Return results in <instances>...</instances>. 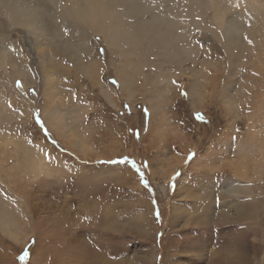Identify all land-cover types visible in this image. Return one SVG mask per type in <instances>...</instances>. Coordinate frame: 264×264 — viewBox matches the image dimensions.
<instances>
[{"label": "rangeland", "instance_id": "1", "mask_svg": "<svg viewBox=\"0 0 264 264\" xmlns=\"http://www.w3.org/2000/svg\"><path fill=\"white\" fill-rule=\"evenodd\" d=\"M180 2L177 28L195 51L161 67L155 49L128 64L102 34L92 54L53 49L42 61L35 36L8 26L0 45L24 73L0 66V218L17 220L16 238L0 230V264H209L234 239L242 264H264V0H218L217 13ZM217 15L240 23L241 48ZM52 96L59 126L45 116ZM232 184L241 191L226 195ZM214 192L216 210L226 196L259 208L231 228L199 225Z\"/></svg>", "mask_w": 264, "mask_h": 264}, {"label": "bare ground", "instance_id": "2", "mask_svg": "<svg viewBox=\"0 0 264 264\" xmlns=\"http://www.w3.org/2000/svg\"><path fill=\"white\" fill-rule=\"evenodd\" d=\"M163 1L161 0L159 3L157 0H0V40H3L4 34H6L5 31L9 28L8 26L18 25L23 28L27 39L30 34L35 36V47L41 55V60L46 61L50 59L47 55L53 49H56L62 55L69 53L79 55L81 51L92 54L96 48L90 45V36L102 34L107 45L110 46V52L125 58L128 64H130L129 61L131 62L130 57L132 55H139L140 58H144L145 54L155 49L157 52L155 54L162 57H160V60H158L159 57H156L158 58L156 59L158 60L156 61V65L161 67L163 60H165V63L172 58L177 60L181 54L186 53L191 56L195 51V42L188 40L186 38L187 35L183 37L184 33L178 31L177 28L180 26L182 16H184V12L181 10L185 7L183 6L184 4L182 5L183 2H180V0H165L164 3H161ZM193 1L186 0V3ZM217 1L206 0L209 6H215L216 13L221 9L216 4ZM148 14H150L149 17ZM214 20H216L218 25L224 27L223 35L225 39L229 43L238 44L240 41V23L237 21H224L222 15H217ZM185 26L188 31L189 25L186 24ZM64 36L68 37L64 38ZM180 36L184 39H181ZM238 46V48H241L239 44ZM161 47L166 51L164 55L160 54L159 50ZM11 48L8 45H0V66L8 70V66L11 65L15 76L23 75V65L18 61V57H15L14 53H12L13 51L11 52ZM113 57L112 55L111 60H114ZM94 58L97 57H91V61L88 63L90 71L93 73L99 68L98 59ZM148 60L150 61L147 57V62ZM151 62L154 63L153 60L149 63ZM49 63L50 61H48ZM48 74L50 76V78L46 79L48 92L57 95L56 80L52 76L51 71ZM27 78L31 79V77ZM125 82L126 80L124 79V87ZM201 82L198 78L194 80L192 90L195 88L193 93L197 97L202 95V92L196 91L198 88L200 89V85L204 86ZM127 90L130 94L131 89L128 87ZM101 91L106 96L112 95L107 90L102 89ZM58 102V98L52 96L48 107L45 108V116L46 118L48 117L50 123L56 122L59 126L63 120L60 118V111L55 106ZM31 163H34V160ZM227 189L229 191H226V195H229L228 192L237 193V191H241L240 187L234 184ZM202 201L205 203V207L203 215L197 218H201L199 225H207L208 222L211 224L213 222H221L222 226H230L231 228L234 227L232 225L241 223L243 220L255 215L257 208H259L258 203L247 206L238 200L230 201L226 196L221 206L222 210H216L219 203L215 192L212 195L210 194L206 201ZM193 204L194 208H199L201 199L199 200L195 197ZM232 209L236 214V218L232 216ZM1 210L8 213L12 209L9 205L5 204ZM185 217L188 220V216L185 215ZM171 218L174 220V216ZM16 227V219H8V217L0 218V230L3 233L16 238ZM237 240H228L227 244L220 245L221 248H218L220 251L212 253L214 257L210 258L209 264H242L244 251L239 243L236 244Z\"/></svg>", "mask_w": 264, "mask_h": 264}, {"label": "snow or ice", "instance_id": "3", "mask_svg": "<svg viewBox=\"0 0 264 264\" xmlns=\"http://www.w3.org/2000/svg\"><path fill=\"white\" fill-rule=\"evenodd\" d=\"M201 119L203 118V117H200Z\"/></svg>", "mask_w": 264, "mask_h": 264}]
</instances>
